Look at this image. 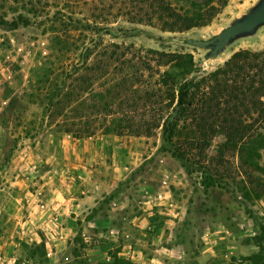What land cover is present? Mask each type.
Wrapping results in <instances>:
<instances>
[{
	"label": "rangeland",
	"instance_id": "rangeland-1",
	"mask_svg": "<svg viewBox=\"0 0 264 264\" xmlns=\"http://www.w3.org/2000/svg\"><path fill=\"white\" fill-rule=\"evenodd\" d=\"M257 1L227 0L207 25L183 32H167L146 22H135L133 16L136 17L145 10H141L140 3L135 0H0V98L8 100V105L0 107V188L3 187L6 176L10 174L12 159L19 156L17 162L21 165L20 156L28 151L31 157H37L39 160L42 155L49 159L59 157V148H147L151 160L162 158L166 166L173 170L171 173L189 182V216L192 227L186 234L187 240L193 236L195 243L209 245V238L212 241L214 238L211 234L217 233L218 239H215L214 244L217 254H222V251L228 248L229 252H233L227 261H219L218 264H249L244 256L258 250L255 237L264 232V195L253 200L243 196L240 186L244 178L237 169V156H228L231 164L221 167L226 184L216 186L205 193L200 185L199 173L188 174L177 160L161 150L159 129L156 135L151 137L124 135L121 138L114 134H102L99 130L91 137L74 138L71 134L61 131L59 126L50 124L40 99L34 95V86L37 78L42 77L49 69L63 66L73 72L83 63L96 64L104 50L108 55L115 43L127 46L130 52L139 53L144 59L152 56L148 49L190 52L198 73L213 71L235 51L263 49L264 26L253 35L235 40L214 59H206V50L191 45L190 40L212 37L235 18L246 13ZM14 22L18 24L14 26ZM60 40L66 41L68 50L59 51ZM113 67H110L111 75H114ZM78 71L88 72L85 68ZM7 73L12 75L11 81L4 80ZM91 75L92 73H89V76ZM95 75L99 77L88 88H93V92H102L108 97L105 86L110 85L112 76L101 77L99 72ZM149 80L153 85L155 78H148L147 85H151ZM91 95L90 91L84 93L88 104L92 102ZM139 111L136 115L141 114ZM93 119L94 117H91V120ZM223 139V136L214 138L208 150L210 155L216 153L217 145ZM260 163L264 166V150H261ZM56 165L57 163H54V166ZM54 166L51 161L29 162L19 171L20 181L31 192L37 190L43 181H53L51 185L46 184L47 189L37 193L39 209L42 210L41 205H45V209L48 206L52 210L50 219L58 213L55 209L53 212L51 204L46 203V199L52 194L50 188L67 175L60 174L61 169L58 170L59 174L55 173ZM47 169L51 170V177H44ZM258 177L260 179L257 189L264 193V174ZM9 186L13 188V185ZM25 210L21 212L20 218L0 216V228H34V231L26 229L27 233L22 237H18L19 233H16L15 238L22 243L20 249L6 250V254L4 253L9 255L8 252H11L16 258L11 264H67L77 255L85 258V241L78 231L62 239L63 247L56 252L57 255H48L52 248H47L45 241L51 243L50 241L55 240L45 236L42 229L36 227L38 223L34 217ZM218 232L228 237L219 238L221 233ZM42 241L46 247L45 254L42 253V248L34 247L39 246ZM32 250L37 252L34 258L29 256ZM85 260L86 264H90L86 258ZM0 264L8 263L3 261Z\"/></svg>",
	"mask_w": 264,
	"mask_h": 264
},
{
	"label": "trees",
	"instance_id": "trees-1",
	"mask_svg": "<svg viewBox=\"0 0 264 264\" xmlns=\"http://www.w3.org/2000/svg\"><path fill=\"white\" fill-rule=\"evenodd\" d=\"M143 13L133 16L161 31L183 32L207 25L227 0H135ZM138 4V3H137ZM18 23H13L16 26ZM59 51L68 50L65 40ZM96 64L83 63L70 72L66 67L47 70L38 77L34 95L50 124L71 134L87 138L99 130L117 136H147L161 133V150L168 152L188 173H199L205 193L226 184L221 167L230 165L228 156H237V169L244 182L240 191L246 199H260L258 175L264 174V48L235 51L213 71L198 73L190 52L148 49L144 59L127 46L112 45ZM106 53V54H105ZM105 58V60L103 59ZM113 67V74L109 73ZM85 68L88 72L80 73ZM109 75L110 85L93 92V81ZM89 73H92L89 76ZM155 78L147 85L148 78ZM90 89V90H89ZM90 91L92 102L84 93ZM140 110L141 114H137ZM90 117V118H89ZM91 117H94L91 120ZM60 118V120H59ZM217 136L223 141L214 155L208 153ZM258 250L244 259L249 264H264V232L255 237ZM45 254V243L39 246ZM36 250L29 254L34 258ZM111 264H131L111 252ZM85 261V262H84ZM67 264H86L77 255Z\"/></svg>",
	"mask_w": 264,
	"mask_h": 264
},
{
	"label": "crops",
	"instance_id": "crops-1",
	"mask_svg": "<svg viewBox=\"0 0 264 264\" xmlns=\"http://www.w3.org/2000/svg\"><path fill=\"white\" fill-rule=\"evenodd\" d=\"M1 152L2 148L0 155ZM18 157L12 159L10 174L0 188V216L20 218L26 209L38 223L36 227L55 240L45 241L46 247L52 248L48 255H57L63 247L62 239L77 231L85 241L84 257L90 264H111V252L115 250L118 257L131 264H218L233 253L228 248L217 254V233L211 234L214 238H209V245L195 243L193 236L187 240L192 227L189 182L178 176L169 187H162V175L173 170L162 158L151 160L147 148H59V157L42 155L39 160L28 151L20 156L21 165ZM49 161L53 166L57 163L55 173L61 169L60 174H67L61 182L54 183L46 199L53 212H58L59 226L50 219L52 210L48 206L40 210L37 205V193L53 181H43L31 192L19 179V171L29 162ZM50 171L47 169L44 177H51ZM158 192H163V201L156 199ZM172 210L176 216L170 214ZM0 229V263H14L16 258L11 252L5 255L6 250H19L22 243L15 238L16 233L22 237L26 229L34 228ZM225 237L228 236L219 234V238Z\"/></svg>",
	"mask_w": 264,
	"mask_h": 264
},
{
	"label": "water",
	"instance_id": "water-1",
	"mask_svg": "<svg viewBox=\"0 0 264 264\" xmlns=\"http://www.w3.org/2000/svg\"><path fill=\"white\" fill-rule=\"evenodd\" d=\"M264 26V0H258L246 13L208 39H191L190 44L206 50L205 58L214 59L235 40L253 35Z\"/></svg>",
	"mask_w": 264,
	"mask_h": 264
},
{
	"label": "built area",
	"instance_id": "built-area-1",
	"mask_svg": "<svg viewBox=\"0 0 264 264\" xmlns=\"http://www.w3.org/2000/svg\"><path fill=\"white\" fill-rule=\"evenodd\" d=\"M4 80L6 79V81H11V78H12V75L10 73H7V75H4ZM0 92H1V80H0ZM8 105V100L7 99H4V98H0V107H4ZM174 178H177V174H173L171 173L170 171L169 172H166L162 175L161 179H160V185L162 187H169L170 186V183H171V180L174 179ZM156 199L158 201H163L164 200V194L163 192H158L157 195H156ZM170 207V206H168ZM41 209H45V205H41ZM171 209H173V206H171ZM171 215L173 216H176L175 214V211L172 210L170 212ZM52 221L55 225H57L59 223V216H54L52 218Z\"/></svg>",
	"mask_w": 264,
	"mask_h": 264
}]
</instances>
